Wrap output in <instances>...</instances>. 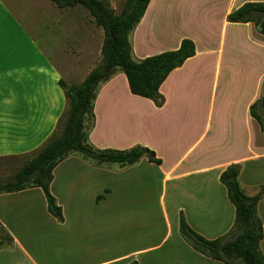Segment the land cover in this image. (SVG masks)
I'll list each match as a JSON object with an SVG mask.
<instances>
[{"label":"crops","instance_id":"1","mask_svg":"<svg viewBox=\"0 0 264 264\" xmlns=\"http://www.w3.org/2000/svg\"><path fill=\"white\" fill-rule=\"evenodd\" d=\"M36 2L39 4V0ZM211 3L223 6L220 27L203 7L198 10L195 5L186 4L185 15L176 23L170 19L169 9L181 11L177 1L150 0L129 35L131 58L137 50H151L156 43L161 46L171 42V48L158 49L162 51L157 55L177 50L183 39L194 44V57L173 70L160 86V108L150 100L133 96L119 72L99 87L93 103L90 145L117 151L144 147L154 153L160 164L144 157L132 166L107 168L71 154L73 159L71 155L66 157L53 170L49 186L50 194L56 202L59 200L61 223L48 213L38 188L0 195V229L12 240L9 249L22 248L13 231L15 227L12 229L9 223L15 218L8 210L9 203L18 198L14 220L24 221L36 212L32 203L36 195L43 199L46 222L37 220V230L48 233L47 243L51 249L59 250L65 263L224 264L187 244L179 234V214L204 239L226 240L232 232L235 210L219 182L220 174L236 165L238 182L246 196L252 197L264 188V132L249 115V107L261 97L264 86V38L251 23L227 21V16L242 5L264 0ZM26 7L22 0H0V158H23L39 149L56 131L67 110L58 82L67 86L80 84L102 59L103 31L84 10H53L62 20L53 19L56 22L49 32L51 37L42 46L38 33H33V29L30 33L17 14ZM69 9L83 18L80 32L69 26L70 19L76 16ZM31 16L34 24L37 15L34 17L31 11ZM169 22L177 25L172 36L167 33ZM61 33L65 40L58 45L57 34ZM165 37L169 39L166 41ZM248 50L255 56L248 57ZM148 54H142L140 61L151 57ZM232 72L240 74L243 85L234 101L230 85L220 94L217 92ZM248 73L253 83L246 95ZM194 85L209 92L205 102L200 96L201 99L194 98ZM190 102L197 116L201 113L199 107H203L202 116H191L187 111ZM106 133H110L109 147L101 141ZM259 163L262 165L257 166ZM74 164H78L79 172H84L74 174ZM63 167L67 168L66 173L58 176L57 171ZM57 184L61 194L53 191ZM152 195L157 199L155 207L160 208L166 229L164 237L157 241L150 238ZM60 196L64 201L58 199ZM86 197L90 207L82 205ZM256 216L262 224L259 249L264 257V195L256 207ZM120 222L127 223L124 234L119 233ZM121 244L125 250L120 254Z\"/></svg>","mask_w":264,"mask_h":264},{"label":"trees","instance_id":"2","mask_svg":"<svg viewBox=\"0 0 264 264\" xmlns=\"http://www.w3.org/2000/svg\"><path fill=\"white\" fill-rule=\"evenodd\" d=\"M58 9L84 8L94 24L103 31L101 62L77 85L67 86L59 81L58 86L64 92L67 110L59 119L57 130L30 157L25 160L10 181L0 183V195L21 192L31 188L42 191L48 213L58 222H62V210L50 194L49 186L56 166L72 153L97 164L128 167L146 158L156 165L160 161L152 151L136 146L129 150H97L88 142V131L93 128V103L99 87L108 82L116 73H122L129 92L136 97L147 99L160 108L163 98L159 88L169 74L186 60L194 57L195 47L191 40L183 39L177 50L163 52L147 57L138 63L132 61V48L129 35L140 22L150 0H125L119 15L100 0H48ZM230 23H251L264 38V3H246L227 16ZM250 117L264 132V95L249 107ZM28 157V156H27ZM19 157L0 158V160ZM239 167L231 165L219 176V182L225 188L228 201L235 210L232 239L206 240L195 233L179 214V234L196 252L215 261L230 264H264L259 244L262 240V224L256 216V207L264 195V189L248 197L242 191L239 182ZM0 240V248L11 246ZM129 264H137L131 262Z\"/></svg>","mask_w":264,"mask_h":264},{"label":"rangeland","instance_id":"3","mask_svg":"<svg viewBox=\"0 0 264 264\" xmlns=\"http://www.w3.org/2000/svg\"><path fill=\"white\" fill-rule=\"evenodd\" d=\"M8 1H10V0H8ZM22 1H23V5L27 6L26 7L27 11L26 10L23 12L21 11L17 14L21 18L23 26L30 33H31L32 29H33L32 30L33 33H34V31L36 32V34L38 33L37 34V40L40 41V45H42V46L46 45L47 42L49 41L50 37H51L50 30L52 28V25L56 22L53 19L55 17H57L58 20H62V17L58 16L59 14H55L53 10H58V12H63L62 10H64V9H58L48 0H39V4H37L36 0H22ZM100 1H103L111 9H113L115 11L116 15H119L121 13V11L123 10V7H124V3H125V0H100ZM172 1H177L178 4L182 7L181 11H179V10L176 11V10H174V8L169 9L170 10L169 17L174 22L177 23L178 19L185 15L183 7L186 6V4L187 5L193 4L197 7L198 10L203 7L206 11V14L208 16H211L212 18H214V20L217 22L216 27H220V23H221V19H222V13H223L221 10V7H223V6L220 5V3H216V5H217V7H216L214 5V3H211L212 0H172ZM221 1H223V0H221ZM40 2H41V5H40ZM52 8H54V9H52ZM76 10L77 11L78 10L79 11L84 10L86 15L90 16L89 13L84 8L78 7ZM31 11L33 12L34 17L37 15V18H35L36 21L34 22V24H32ZM68 11L70 12L71 10L69 9ZM71 12H72V15H74V16L76 15V16L74 18L70 19L69 26L73 30H75V31L77 30L76 32H80L79 29H82V26H83V18H82L80 13H78L76 11H71ZM61 14H63V13H61ZM78 14H79V16H78ZM169 24H170V26L167 28V33H168V36H172L176 33L175 28L177 27V25L175 23H172V22H169ZM256 31H258V30L256 29ZM57 33H59V31ZM57 35L59 36L58 45L62 44L63 40H65V37H62V33L57 34ZM75 35H78V34H75ZM161 36L163 38L164 34H162ZM165 39L167 41V39H169V38L165 37ZM167 48H171V42L170 41H167L165 44H163L161 46L158 43H156V45H154V48H152L151 50H141V51L137 50L138 52L132 56V61H134L135 63H138L141 60L140 57L142 54L149 53V54H152L151 56H154V55H157L158 52L162 51V50H158V49H163V51H164V49H167ZM251 50H259V49H251ZM165 52H171V51L165 50ZM247 52H250L247 54L248 57L255 56L254 52H251L249 50ZM148 57H150V56H148ZM240 77L241 76L238 72H232L229 80L227 82H225V84H223V86L220 85L217 92L220 94L223 89H226L227 86L230 85L229 91H230L231 99H232V101H234V98L237 96L236 93H237L239 87H241V86L243 87L242 80L240 79ZM252 83H253L252 78L250 77V75L248 73L247 78H246V89L244 90V93L246 95H248L247 93L249 92V90H247V89L250 87V85ZM202 88H204V87L203 86L198 87V86L194 85L193 86L194 90L192 92H193L194 98L195 97L196 98L201 97V98H203V101L205 102V100H207L208 97H210V94L208 91L205 92V90H202ZM263 95H264V86H263L261 97ZM194 98L191 101H193ZM204 102H202V103H204ZM202 103L200 102V104H202ZM188 106L189 107H187V111L189 113H191V116L192 115H194L196 117L202 116L201 114H202L203 107H199V109H201V113L197 116L194 114L195 108L192 107V102L188 103ZM57 128H58L57 133L59 134L61 132L62 128L61 127H57ZM99 140H100V138H99ZM101 141L104 142V144H103L104 147H109L110 146V144H109L110 133H106L105 135L101 136ZM95 149H97V148H95ZM129 149H131V148H129ZM97 150H99V149H97ZM102 150H113V149L105 148ZM75 154H77V153H75ZM72 155H74V153H72ZM72 155L70 156L71 158H72ZM79 156L81 158H83L81 155H79ZM29 157L30 156L23 157V158H17V159L0 160V183L10 181L13 178V176L15 175V173L18 171V169L21 167V165ZM86 160H89V159H86ZM89 161H92V160H89ZM258 165H262V163L257 164V166ZM104 166L107 168H117L116 165H107V164L105 165L104 164ZM72 167H73V169L76 170V171L75 170L73 171L74 174L84 172V171L79 172V170H77L78 164H74V165H72ZM66 171H67V168H64V167L60 168L57 171V175L63 176L66 173ZM53 191H55V193L61 194V186L59 184L55 185L53 188ZM152 196H153V198L150 199V203L152 205L150 238H151V240L157 241V240H160L161 238L164 237L166 229H165V225H164L161 213H160V208L157 209L155 207L157 199H155L154 195H152ZM17 199L18 198H16V199L14 198L9 203L10 206L8 207V210H9V212L12 213V215H11L12 218L17 217L14 214L16 208L19 206V203H20V202L16 201ZM58 199H60V201H64L63 196H60ZM42 201H43V199H41V198L39 199V196L35 195L34 202H32V203L34 204L36 212H34L32 214L33 216H31L30 218L25 219L24 221H21V220L15 221L14 220L15 218L9 220V223H10V226L12 227V229H13V227H15V229H16L13 231L19 237L22 248H16V249L13 248V250L9 249V247H11V246H9V247L4 246V247L0 248V264H68V263L64 262V259L62 258L61 255H58L59 250H54V249L50 248L49 244L47 243V234L48 233H44L42 231L39 232V230H37V227H36V221L37 220L41 223L46 224L45 220H43V215H42L43 214L42 210H43V205H44V203H42ZM58 201L56 203H58ZM81 202H82V205L84 207H90L91 206L89 203L90 199L87 197L83 198ZM58 206L60 207V205H58ZM67 213L68 212H66V216L69 218V215ZM120 216H122V214H120ZM126 231H127V223L126 222H120L119 233L124 234V233H126ZM235 234H236V232L232 231L226 240L232 239ZM7 239H8V236H7L6 232H4L0 229V240L3 241L4 243H7ZM124 250H125V247H123V245L121 244V247L119 248L120 254ZM230 264H237V263L232 261V262H230Z\"/></svg>","mask_w":264,"mask_h":264}]
</instances>
